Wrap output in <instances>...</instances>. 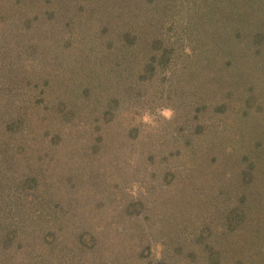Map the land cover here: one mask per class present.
Here are the masks:
<instances>
[{
	"label": "rangeland",
	"instance_id": "374dc122",
	"mask_svg": "<svg viewBox=\"0 0 264 264\" xmlns=\"http://www.w3.org/2000/svg\"><path fill=\"white\" fill-rule=\"evenodd\" d=\"M33 1L0 0V148L23 147L0 160V264H264V0H181L183 32L200 29L211 5L222 27L207 35L214 48L225 42L215 52L206 37L183 43L232 65L228 75L193 70L213 96L197 123L186 82L168 84L142 58L129 55L124 67L86 43L64 47L73 13L48 23ZM61 3L69 6L57 1L59 12ZM191 59L179 63L189 71ZM217 79L229 82L228 96L211 86ZM124 90L130 98L110 105L111 119L93 112L105 93L117 101Z\"/></svg>",
	"mask_w": 264,
	"mask_h": 264
},
{
	"label": "trees",
	"instance_id": "16d2710c",
	"mask_svg": "<svg viewBox=\"0 0 264 264\" xmlns=\"http://www.w3.org/2000/svg\"><path fill=\"white\" fill-rule=\"evenodd\" d=\"M57 1L67 2L69 6L65 7L61 3L64 8L62 7L63 12H59L56 7ZM33 2H35L37 5L42 4L43 11L40 10V14L42 15L43 12L44 14L43 18L48 23L55 22V24L59 25V22L61 21L56 20V13H60L62 15L64 14L65 10L70 12L71 14L73 13L74 15L73 19L69 17L68 20L67 19L64 20V22L66 21L65 25L73 30L70 33L67 32V36H65L66 37L65 39L59 40L64 45V47L65 46L67 47L68 45L70 46L73 45L74 47L75 45L78 44L83 45V43H86L85 45L89 46L90 52L96 58H99V60H102V58L104 59L106 58L107 62L110 61L114 62V60L122 59L121 64H123L124 67L126 63H124L123 61L124 59L127 60V56L130 55L131 60L133 59L140 60V58H142L143 61H147L146 68H149L150 73H155L156 71H160L161 73H163L162 79L165 81L167 80L168 84H174L179 81H182L183 83L186 82L187 86L185 90L187 91L188 94H190V96L188 97V103L186 102L185 104H187L186 105L187 109L189 108L190 110H192V114H189V116L193 115L190 121L194 123H197V121L200 120V117L206 106L205 100L207 99V97H213L212 94H209L211 90L203 93V91L195 85L196 83L194 81H196L197 77H199L200 73L203 71V68L209 75L210 73L214 75L222 74L220 72L222 70H225L228 75V72L232 68L231 62L222 63L223 55H219V54L214 55L215 53L214 54L212 53L213 55L212 57L213 59H212L211 54L208 53L207 57L209 59H207L202 55V51L200 54V50L198 46L191 44L190 47L187 46L185 43H183L184 41H182L183 39L182 37L184 35L185 38L188 39V42H193L194 37L196 35L195 39L197 43H201L205 45V40H207L208 41L207 44L212 45L210 37L207 34H212L215 30L219 29V28L216 29V27L219 26V22H218L219 20L218 17H214V8L211 5H207L206 8L202 11L200 15L202 20L196 18L197 21L195 25H193V28L199 27L200 29H197L195 31L193 29V35H194L193 36L192 34L190 35V33L188 34L187 32H183L186 31V29H188L187 27L188 23L186 21L183 23V20L181 19L182 16L180 17V15L183 12V10L187 8L189 5L186 4L181 6V0H168L167 6L165 5L166 2L165 0L163 1L149 0L148 5L151 3L154 4H152V6H148V8L147 5L139 6V3H134V5H131L132 2L130 0H34ZM24 5L25 6L22 8L23 11L26 9V7L30 5V3ZM46 6L49 8L46 9ZM52 6L54 8V11ZM127 7L130 9H128ZM125 11L127 13L131 11L129 14L130 15L129 20H124ZM176 11H178L177 16H175ZM184 11L188 13L189 9H186ZM62 16H64L63 17L64 19L67 15H62ZM115 25L118 27H116ZM148 27L151 31L154 30L155 32H152V34H154V37L152 36L147 39V37L145 38L144 36H140L138 30L141 28V31L143 30L142 32H145V29H147ZM89 28L95 29L94 36L92 35V32L90 33ZM111 28L119 30L118 33H115L114 37H112L109 34V30ZM207 30H209V32H207ZM204 31L206 32L205 34L206 36L205 35L201 36L200 33H205ZM74 33H76V35H74ZM215 33L217 32L215 31ZM83 35H86L87 37L82 38ZM105 36L106 38H104ZM202 37H206V39L203 41ZM222 42L220 43V47L223 50L220 47H218L219 45L218 43H216L215 48L212 45L213 46L212 52L214 50L216 51L218 48L224 51V48L222 46H224L225 42L224 43ZM102 44H106V45H102ZM134 44H136L137 46ZM203 48L208 51V49L205 46ZM187 57L192 58L191 60H194V62L196 61V65L198 64L197 66L195 65L196 67L194 66L195 68H191V70L189 71L188 69H186V67H182V65H180L179 63L180 61H187L188 60ZM217 61H219V63ZM190 62L192 63V61ZM96 65L99 70L105 69L103 68V66H100V64L99 65L96 64ZM77 66L79 67V65ZM91 68L93 67H90V69ZM197 68L199 69V71H197ZM193 70H196V73L199 74L196 75V78L192 77L194 75ZM100 73H101L100 75L101 82L98 83H102L101 84V88H102V85H105L103 83L105 74H103L102 72ZM110 74L111 72L108 73V75ZM217 80H219L220 83L214 85H211L210 82L208 83L213 87L214 86L220 87L217 89L218 90L217 92H221L220 90H222V94L228 96L230 94V89H231L230 87H228L229 82L226 80L224 81H221L220 79ZM230 80L234 82V80L232 79ZM121 81L120 82L122 87L125 85V80L121 78ZM111 82L114 83L113 80ZM79 83L73 86L74 90H76ZM80 86L81 88L77 89V91L81 96L86 94L85 90L86 91L90 90L89 85L86 84L85 81ZM247 87L249 88L250 91L251 89H253V86H250V84L247 85ZM126 90L122 92L121 98H119L117 101L116 98H110L109 95L106 96L105 93L102 96V98H99L98 102L96 103L93 102L95 103L94 104L95 108L93 112L95 114L100 113L98 115L100 119L103 117V115L107 117V119L105 118L106 121L111 119V115L113 113L112 111H114V109L112 110L110 105L113 106V103H115V105H118L120 104V101L126 100L127 97H128L127 100H129L130 97L127 96ZM258 95L260 94L258 93ZM251 96L252 94H250L247 102L244 101L243 103L244 106L242 105L243 108L241 109L242 112L240 110L241 112L240 114L245 115L247 109H250L249 105L252 99ZM253 97L255 98L257 97V95L253 94ZM16 100H18V102L16 103H19L21 108L22 105L20 99H16ZM100 101H102L101 107L103 108L101 109V111L100 110L97 111V106L98 103H100ZM35 103L36 101L34 100L32 104L35 105ZM83 103H85L84 100ZM122 106L123 104L121 103V109ZM217 111H221V109L218 110V106L214 108L213 112L217 113ZM121 112L122 111H120V113ZM95 121L96 120H94V123ZM198 124L199 126L202 127L201 124L203 123L200 122ZM90 127L95 129L97 128V125L90 124ZM9 129H10V125L9 124L5 125L4 130H9ZM22 151H23L22 144H18V145L12 144L10 146L5 145L3 149L0 148V160L2 161V159L5 160L6 158H9L11 162H13V158H14L13 154H16L17 152L21 153ZM1 165L2 164L0 163V166Z\"/></svg>",
	"mask_w": 264,
	"mask_h": 264
}]
</instances>
